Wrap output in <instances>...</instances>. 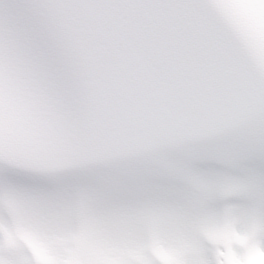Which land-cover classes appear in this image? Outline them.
<instances>
[{
    "label": "snow or ice",
    "instance_id": "snow-or-ice-1",
    "mask_svg": "<svg viewBox=\"0 0 264 264\" xmlns=\"http://www.w3.org/2000/svg\"><path fill=\"white\" fill-rule=\"evenodd\" d=\"M0 264H264V0H0Z\"/></svg>",
    "mask_w": 264,
    "mask_h": 264
}]
</instances>
